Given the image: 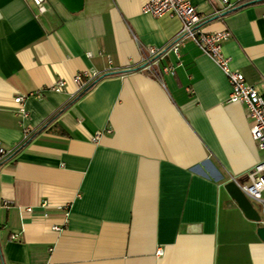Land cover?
Segmentation results:
<instances>
[{
    "label": "crops",
    "instance_id": "crops-1",
    "mask_svg": "<svg viewBox=\"0 0 264 264\" xmlns=\"http://www.w3.org/2000/svg\"><path fill=\"white\" fill-rule=\"evenodd\" d=\"M145 2L0 0V145L37 131L0 160V264H264L257 223L224 187L264 160L246 107L193 40L169 48L181 20ZM192 3L202 30L231 31V68L264 93V0ZM150 45L165 48L151 65ZM83 70L106 75L52 118Z\"/></svg>",
    "mask_w": 264,
    "mask_h": 264
},
{
    "label": "built area",
    "instance_id": "built-area-1",
    "mask_svg": "<svg viewBox=\"0 0 264 264\" xmlns=\"http://www.w3.org/2000/svg\"><path fill=\"white\" fill-rule=\"evenodd\" d=\"M38 6L39 10L45 11L46 0H33ZM224 6L221 10H225L232 6L228 0H223ZM142 12L151 14L156 17L168 14L170 16H177L182 22L180 31L169 42V48L175 53H179L180 45L185 39L193 40L200 50L207 54L220 68L221 71L227 76L231 85V92L229 101L238 102L245 105L247 110V116L250 120V132L256 142L257 146L264 149V93H260L256 87L249 83L245 79V75L230 66V59L223 52V42L231 36V31L228 28L205 31L200 27L202 17L193 5L192 0H147L142 5ZM165 48L156 46H147L144 50L143 62L149 65L155 62V57L162 52ZM100 75L96 70H83L77 72L73 76L74 82L78 85V89H82L88 84L90 80ZM66 86L65 80H59L51 86L55 91L62 90ZM39 90L33 91L30 95H40ZM27 95H19L15 98L16 102L20 104L19 112L24 116L27 115V110L24 106V99ZM27 136V135H26ZM12 149L4 148L0 145V160H3L5 156L11 153ZM242 191L248 196V198L254 203L260 214H264V160L258 161L252 169L248 172V181L240 182L236 180ZM5 205H8L7 200L4 201ZM41 206L49 205L48 202L42 201ZM26 211L31 212L32 207L26 206ZM68 211L65 214L68 216ZM263 222L264 218L262 217ZM62 225H55L53 229L61 231ZM13 238L16 235H12ZM158 254H161V250H157ZM52 264V263H47Z\"/></svg>",
    "mask_w": 264,
    "mask_h": 264
},
{
    "label": "water",
    "instance_id": "water-1",
    "mask_svg": "<svg viewBox=\"0 0 264 264\" xmlns=\"http://www.w3.org/2000/svg\"><path fill=\"white\" fill-rule=\"evenodd\" d=\"M59 2L69 12L75 13L81 11L84 7L85 0H59ZM224 14V12H222ZM224 187L227 190V194L236 201L238 207L241 208L244 215L257 223V234L264 241V222L262 215L254 205V203L248 198V196L242 191L238 183L234 178L229 179L224 183Z\"/></svg>",
    "mask_w": 264,
    "mask_h": 264
},
{
    "label": "trees",
    "instance_id": "trees-1",
    "mask_svg": "<svg viewBox=\"0 0 264 264\" xmlns=\"http://www.w3.org/2000/svg\"><path fill=\"white\" fill-rule=\"evenodd\" d=\"M256 1H263V0H247V2H243L239 5H234L232 6L231 8H229L228 10H225L223 11L224 13H227V12H230L234 9H237V8H240L246 4H249L251 2H256ZM106 74H100V75H97V77L93 78L92 80H90L88 82V84L86 86H84L82 89H80L78 91V93L69 101V103H67L65 106H63L62 108H60L58 110V112L56 114H54L52 116L53 117H56L64 108L68 107L71 103H73L74 101H76L79 97H81L83 94H85L86 92L89 91V89H91L102 77H104ZM35 132L37 131H32V132H29L27 134V136L25 137V140L19 144L18 146L14 147L11 151V153H9L7 156H12L13 154H15L17 151H19L27 142H29L31 140V138L36 134Z\"/></svg>",
    "mask_w": 264,
    "mask_h": 264
},
{
    "label": "rangeland",
    "instance_id": "rangeland-1",
    "mask_svg": "<svg viewBox=\"0 0 264 264\" xmlns=\"http://www.w3.org/2000/svg\"><path fill=\"white\" fill-rule=\"evenodd\" d=\"M256 206H257V204H256ZM262 217L264 218V214H262Z\"/></svg>",
    "mask_w": 264,
    "mask_h": 264
}]
</instances>
